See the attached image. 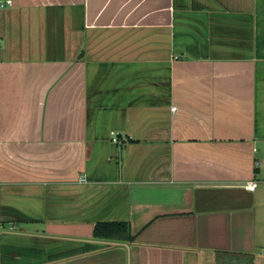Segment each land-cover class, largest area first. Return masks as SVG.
<instances>
[{"label": "crops", "instance_id": "obj_1", "mask_svg": "<svg viewBox=\"0 0 264 264\" xmlns=\"http://www.w3.org/2000/svg\"><path fill=\"white\" fill-rule=\"evenodd\" d=\"M13 1L0 264H264V0Z\"/></svg>", "mask_w": 264, "mask_h": 264}, {"label": "trees", "instance_id": "obj_2", "mask_svg": "<svg viewBox=\"0 0 264 264\" xmlns=\"http://www.w3.org/2000/svg\"><path fill=\"white\" fill-rule=\"evenodd\" d=\"M94 237L104 239L124 240L131 239L129 225L127 223L103 222L94 226ZM134 238V237H133Z\"/></svg>", "mask_w": 264, "mask_h": 264}, {"label": "built area", "instance_id": "obj_3", "mask_svg": "<svg viewBox=\"0 0 264 264\" xmlns=\"http://www.w3.org/2000/svg\"><path fill=\"white\" fill-rule=\"evenodd\" d=\"M13 5H14L13 0H0V9L12 7ZM173 110H176V107H174ZM112 140H113V142L118 141L117 133H113V139ZM256 186H257V183L255 181H252V182L248 183V185L246 187L248 190L254 191ZM263 256H264V251H263Z\"/></svg>", "mask_w": 264, "mask_h": 264}]
</instances>
